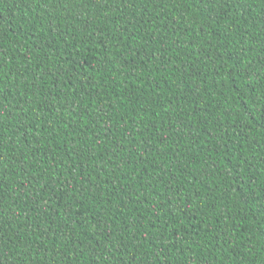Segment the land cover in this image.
Returning a JSON list of instances; mask_svg holds the SVG:
<instances>
[{
  "label": "trees",
  "instance_id": "trees-1",
  "mask_svg": "<svg viewBox=\"0 0 264 264\" xmlns=\"http://www.w3.org/2000/svg\"><path fill=\"white\" fill-rule=\"evenodd\" d=\"M0 264H264V0H0Z\"/></svg>",
  "mask_w": 264,
  "mask_h": 264
},
{
  "label": "snow or ice",
  "instance_id": "snow-or-ice-1",
  "mask_svg": "<svg viewBox=\"0 0 264 264\" xmlns=\"http://www.w3.org/2000/svg\"><path fill=\"white\" fill-rule=\"evenodd\" d=\"M202 2L208 3V2H209V0H202Z\"/></svg>",
  "mask_w": 264,
  "mask_h": 264
}]
</instances>
